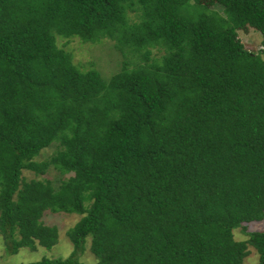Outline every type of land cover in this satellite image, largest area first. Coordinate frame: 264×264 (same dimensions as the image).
Returning a JSON list of instances; mask_svg holds the SVG:
<instances>
[{
	"label": "trees",
	"instance_id": "obj_1",
	"mask_svg": "<svg viewBox=\"0 0 264 264\" xmlns=\"http://www.w3.org/2000/svg\"><path fill=\"white\" fill-rule=\"evenodd\" d=\"M248 27L264 36V0H0L6 253L54 247L50 211L80 216L73 251L27 264L88 248L97 264H243L250 247L264 264V231H246L264 220V40L246 49ZM58 37L126 59L82 72Z\"/></svg>",
	"mask_w": 264,
	"mask_h": 264
},
{
	"label": "rangeland",
	"instance_id": "obj_2",
	"mask_svg": "<svg viewBox=\"0 0 264 264\" xmlns=\"http://www.w3.org/2000/svg\"><path fill=\"white\" fill-rule=\"evenodd\" d=\"M209 9H214L220 12L218 6L208 4ZM238 37L242 44L251 52H260L262 49V41L264 36L261 32L246 28L238 31ZM57 45L66 52L71 53L72 62L77 68L86 72L90 69L98 70L105 79H109L113 74L119 71L121 64L126 58L114 48V43L110 40H102L99 43H83L79 38L62 39L57 38ZM154 56L159 57L160 53L154 51ZM132 58V57H131ZM134 60V58H133ZM57 149V144H54L41 152L35 159L37 162H42L51 157ZM23 176L26 179H33L36 175L30 171H24ZM43 177H46L58 184L60 180L59 173L53 168L49 169ZM80 216L76 214L52 213L46 211L42 217V222L47 226H55L58 229L59 238L57 244L51 249L37 247L35 251L23 248L17 254L8 255L5 251L4 239L0 234V264H27L41 260L43 257L50 259L67 258L73 251V245L67 237V232L75 226L79 221ZM246 231H264V220L252 222L246 225ZM236 240H245L247 236L242 232V228L235 230ZM89 245L87 246V248ZM81 260L85 264H97L96 258L86 250ZM243 264H259V255L255 249L250 247V254L245 258Z\"/></svg>",
	"mask_w": 264,
	"mask_h": 264
}]
</instances>
